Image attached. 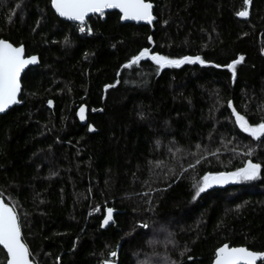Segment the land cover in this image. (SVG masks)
<instances>
[{
    "label": "trees",
    "instance_id": "obj_1",
    "mask_svg": "<svg viewBox=\"0 0 264 264\" xmlns=\"http://www.w3.org/2000/svg\"><path fill=\"white\" fill-rule=\"evenodd\" d=\"M148 2L151 26L111 12L80 32L50 0H0V38L37 57L22 105L0 116V197L35 264H211L224 244L264 251V137L241 131L227 107L252 124L264 117V0ZM145 47L206 63L125 68ZM240 56L235 77L213 67ZM249 159L262 164L256 179L192 199L205 174Z\"/></svg>",
    "mask_w": 264,
    "mask_h": 264
},
{
    "label": "snow or ice",
    "instance_id": "obj_2",
    "mask_svg": "<svg viewBox=\"0 0 264 264\" xmlns=\"http://www.w3.org/2000/svg\"><path fill=\"white\" fill-rule=\"evenodd\" d=\"M250 0H244L245 5L249 4ZM51 6L55 12L69 21L79 22L83 25L85 17L89 13H99L104 15L106 9H118L122 14V20L146 21L152 23L154 16L152 13L153 5L148 0H51ZM238 16L247 17L248 10L236 13ZM80 31H85L84 27H80ZM91 32V29H88ZM149 42L152 38L149 37ZM67 42V38H66ZM148 58L157 65V74L160 69L166 67H180L182 64L199 63L204 65L206 60L197 56H183L179 59H172L168 56L150 53V50L145 47L138 54L133 55L130 60L124 64L125 68H131L133 65H138L142 59ZM244 59L240 56L238 59L232 60L226 65L214 64L213 67H226L232 76L235 77V66ZM37 57L34 55H25L23 45L14 46L11 42L0 38V112H4L12 104L19 103L17 94L20 92V76L22 70L26 66L35 64ZM107 87V86H106ZM52 101H48V105H52ZM227 107L232 109V116L235 117L236 125L241 131L247 133L254 139L264 137V117L261 121L255 124L250 123L245 115H241L236 108L233 107V102L229 100ZM85 109L80 107L78 115L81 120L84 119ZM89 131H94L92 125L88 126ZM251 155V153H248ZM199 161H197L198 163ZM262 170L261 163H254L250 159L243 167L237 168L232 172L208 173L202 177V180L194 185V194L192 199L195 200L207 189L214 185H224L229 182L237 183L240 181H251L256 179ZM113 219V209H106L101 227L107 225ZM141 227L148 228L147 224H142ZM0 246L6 250V264H31L30 251L27 245L21 238V226L18 222V215L13 207L8 206L3 200H0ZM110 255L115 257L117 253L111 252ZM191 259V257H189ZM264 264V251L250 250L247 247H230L224 244L218 247L215 251L214 264ZM105 264H109L105 261ZM172 264H179L173 261Z\"/></svg>",
    "mask_w": 264,
    "mask_h": 264
},
{
    "label": "water",
    "instance_id": "obj_3",
    "mask_svg": "<svg viewBox=\"0 0 264 264\" xmlns=\"http://www.w3.org/2000/svg\"><path fill=\"white\" fill-rule=\"evenodd\" d=\"M50 2H51V0H50ZM51 9H52L53 13L56 15V17H58L60 20H62V21H64V22H67V23H70V24L79 23V22H76V21H69V20H67L66 18L60 17V16L55 12V10L52 8V6H51ZM111 12H117V13L120 15V17H121V15H122V14L119 12L118 9H106L105 12H104V14H106V13H111ZM92 16H100V14H99V13H89V14L85 17V21H86L88 18L92 17ZM120 21H121L122 24H135V25H149V26H151L152 23L154 22V19H153L152 23H150V24L147 23L146 21L122 20L121 18H120ZM25 55H26V54H25ZM36 64H37V62H36L35 64H32V65H28V66H26L25 69L22 70V72H21V76H20V78H19V80H20V92L17 94V99L19 100V103L10 105L7 109H5L4 112H0V116L6 114V113H7L10 109H12L13 107H15V106H21V105H22V102H20V96H21V78H22V76L24 75V73H25L27 70H29L30 68L34 67ZM84 109H85V112H84V119L81 120L80 116L78 115V116H79V122H80L82 125H85V124H86V121H87V110H86L85 107H84ZM79 110H80V109H79ZM78 113H79V111H78ZM234 119H235V117H234ZM235 184H236V183L229 182V183L224 184V185H214L212 188H210V190H216V189H217V190H223V189H226V188H229V187H233ZM0 200H3V199L0 197ZM3 202H4V200H3ZM4 203H5V202H4ZM6 204H7V203H6ZM7 205L10 206L9 204H7ZM10 207H11V206H10ZM105 215H106V211H105V213H104V216H105ZM114 215H115V212L113 211V217H114ZM104 216H103V218H102L101 224H102V222H103ZM112 223H113V219H112L111 221H109V223H108L107 225H104V227H102V228H103V229H106V228H108L109 226H111ZM21 238H22V236H21ZM22 241H23V240H22ZM0 249H2V246H0ZM2 250H3V249H2ZM3 252H4L5 255H6V250H3ZM110 259H112V256H111V255H110ZM30 260H31V257H30ZM214 260H215V258L213 259V261H212L211 264H214ZM258 262H259V261H258ZM258 262H257V264H258ZM5 264H6V262H5ZM31 264H35V263L31 261ZM104 264H105V263H104ZM109 264H114V263H112V262L110 261Z\"/></svg>",
    "mask_w": 264,
    "mask_h": 264
},
{
    "label": "rangeland",
    "instance_id": "obj_4",
    "mask_svg": "<svg viewBox=\"0 0 264 264\" xmlns=\"http://www.w3.org/2000/svg\"><path fill=\"white\" fill-rule=\"evenodd\" d=\"M151 263H152V259H148L146 261H143V264H151ZM157 264H159V262ZM160 264H168V262L165 259H162V262Z\"/></svg>",
    "mask_w": 264,
    "mask_h": 264
},
{
    "label": "built area",
    "instance_id": "obj_5",
    "mask_svg": "<svg viewBox=\"0 0 264 264\" xmlns=\"http://www.w3.org/2000/svg\"><path fill=\"white\" fill-rule=\"evenodd\" d=\"M75 24H77V26L79 27V31H80V27H84V28H86L85 26H84V24L83 25H80L79 23H75ZM87 29V28H86ZM81 32V31H80ZM83 32H85V31H83Z\"/></svg>",
    "mask_w": 264,
    "mask_h": 264
}]
</instances>
